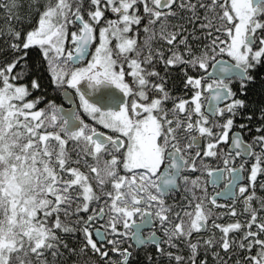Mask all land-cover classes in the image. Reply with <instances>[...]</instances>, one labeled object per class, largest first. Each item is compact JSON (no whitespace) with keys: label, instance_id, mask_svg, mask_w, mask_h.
Segmentation results:
<instances>
[{"label":"snow or ice","instance_id":"6c2138e0","mask_svg":"<svg viewBox=\"0 0 264 264\" xmlns=\"http://www.w3.org/2000/svg\"><path fill=\"white\" fill-rule=\"evenodd\" d=\"M140 3L142 14H138ZM0 7L10 19L23 23L19 14L22 4L4 0ZM27 7L30 23L32 12L37 14L35 23L26 30H16L9 23L5 34L10 39H5L0 51V264H50L49 255L51 264H130L132 252L121 247L125 238L138 245L154 242L157 264L165 260L168 264H228L233 256L229 231L242 228L243 235L235 246L246 252L244 261L264 264V196H257L255 188L258 173L264 174V135L253 138L259 148L256 151L234 134L224 156V169H213L203 159L197 163L200 152L192 153L193 145L207 137L203 155L216 156V146L228 139L236 110L245 105L240 98H231L223 106L219 100L234 97L228 77H238L243 91L245 81L255 79L249 69L264 61V0H104L103 4L101 0L83 4L80 0H49L43 5L35 0ZM177 8L184 16H178ZM13 9L17 10L15 17L10 15ZM198 9L204 10L203 16ZM109 12L115 18L105 19ZM142 15L148 21L143 25L146 45L158 36L169 45H183V54L172 48L164 59L160 48L154 55L149 45L141 59L137 36L128 32L142 22ZM190 37H203L207 42L194 52L188 43ZM113 38L114 46L110 44ZM34 47L40 70L47 73L53 86L73 88L78 107L64 109L49 100L45 108H36L40 98L27 99L28 85L13 82L21 79L22 73L35 70L30 60ZM157 58L166 66L185 64L182 71L185 84L193 89L190 96L172 98L164 82L148 78L160 75L155 67H144ZM188 66L202 75L187 74ZM17 67L20 71L13 75ZM126 76H131L132 84ZM204 79L208 82L203 83ZM30 84L33 89L39 87L35 76ZM149 88L157 93L150 98ZM202 90L210 93L207 108L202 104ZM129 94L133 97L130 106ZM169 99H174L171 108L166 107ZM226 111L232 114L222 123H210V117L223 116ZM259 111L264 120V107ZM252 115L249 112L247 118ZM49 127L55 130H47ZM213 128L222 131L214 132ZM256 130L264 132V125H257ZM188 133L191 143L182 144L179 136ZM68 140L75 142L85 157L95 159L90 166L84 160L94 174L95 186L87 172L67 166ZM233 148L237 149L234 157L254 156L247 183L240 182L244 163L238 168L228 166ZM101 154L107 155L102 165ZM185 169L206 172L207 181L201 184L199 178L182 175ZM225 172L230 178L224 179V187L209 195L208 185L218 183ZM64 174L70 178L65 179ZM181 183L185 206L167 200ZM237 184L240 194L252 189L243 199L246 224L213 220L214 228L222 230L221 239L213 233L192 240L193 230L207 227L205 222L213 215L212 206L217 205L218 198L234 196ZM259 189L264 191V180L259 182ZM254 199L257 207L252 206ZM62 204L64 214L76 216V223L82 225L79 247L69 248L57 234V230L76 231L71 224L62 223ZM81 212L89 214L85 218ZM231 212L235 214L236 208ZM52 214L56 219L49 222ZM153 220L159 221L169 249L177 248L176 252L165 251L155 232L141 234L140 225ZM93 221L101 225L94 233L90 229ZM180 238H185L187 256L179 254L180 245L174 243ZM103 240L111 248L101 244ZM117 255L119 258H114ZM235 256L233 264H240L239 252ZM152 259L149 255L145 264H152Z\"/></svg>","mask_w":264,"mask_h":264},{"label":"flooded vegetation","instance_id":"af4514ba","mask_svg":"<svg viewBox=\"0 0 264 264\" xmlns=\"http://www.w3.org/2000/svg\"><path fill=\"white\" fill-rule=\"evenodd\" d=\"M206 1L211 2V0H201V2H206ZM175 2L179 3L180 0H175ZM141 5H142V3H140V5L138 7V14H142V12H143V7H141ZM198 11H199V15H201V16L204 15V10L203 9H198ZM177 12H178V16H184V14H185L182 10H180L178 8H177ZM108 18H115V14H112L110 12L107 13L106 16H105V19H108ZM170 19L175 21L177 19V17H170ZM147 22H148L147 18L142 15V22L139 23L138 25L134 24L130 28V30L128 32V35L137 36V46L142 49L141 59L143 58V54L149 51V47L146 46L144 39L140 38L142 36H145V31H144L143 25H144V23H147ZM199 23H200V21L197 20V24H199ZM188 27H192V25L189 24ZM181 35H183V33H181ZM177 40H179V37H177ZM151 41L153 43L151 51L153 52L154 55H155V50L157 48H160L163 51L164 59H167L168 55L170 54L169 50L172 49V48H178L181 51V53L183 54V47H184L183 45H169L167 42L162 41L158 36L152 38ZM115 42H116L115 38H113L110 41V44L114 46ZM206 42L207 41L203 37H201L199 39H195V40L190 37L189 40H188V43L193 46L194 52L195 51H199L200 48H202V46ZM93 47H94V45H93ZM225 59H231V58L227 57L225 55ZM84 62L86 63V61H84ZM124 66H125V70L127 72L128 71V65H127L126 62H125ZM144 67L146 69H151L152 67H155L157 69V71L160 74L159 77L151 75L148 78L150 80H152L153 82H164L165 87L169 91L170 96L172 98H175V96H174L175 94L174 93H180L179 94V95H181L180 98H187L188 96H190L192 94V91H193L192 86L185 84V75L186 74H185L184 71H182V69L185 68V64L184 63H178L177 65H174V66H166L160 59L157 58V59H153L151 62L145 64ZM210 67H211V64H210ZM187 74H190V75H202V72L200 70L193 69L190 66H188ZM165 77H166V79H165ZM176 78H177V82L174 83L173 80L176 79ZM210 78H213V77H210ZM126 79L129 81L130 84H132L131 76H126ZM234 79H239V78L238 77H235V78L234 77H229L227 79V82H229V86L231 85L232 82L234 83ZM207 82H208V79H204L203 80V83H207ZM174 85H176V86H174ZM64 89H67L71 93V95L73 97V100H74V107H78L79 98L76 95L75 90L73 88H71V87H66ZM62 90L63 89L60 88V90H59V96H60L59 98H60V100H59L58 103H55V104L60 106V107H62V108H64V109H68V108L71 107V104H69L67 101L62 99V97H61V91ZM148 91H149V98L151 97V95H156L157 94L151 88H149ZM202 91H203V95L201 97V100H202V104L205 107V104H206V102L208 100V97H209V92L207 90H202ZM132 98H133L132 95L129 94V97L127 98V102L129 104V106L131 105ZM137 98L140 99V102H146L143 98H139V97H137ZM230 98L224 99V101H222L220 103V105L221 106L226 105L229 102ZM173 102H174V99H169V101L166 103V107L171 108V105H172ZM229 114L230 113L226 111L223 114V116H220V115L212 116V117H210V123H216V122L222 123L223 119H226L227 115H229ZM224 116H225V118H224ZM182 118H183V116H182ZM86 119H88V118L86 117ZM193 119H195V115L193 116ZM89 122H91V121L89 120ZM239 126L240 125H235L233 123L232 127L229 129V132H228V139L226 141L220 142L216 146V152H217L216 156L204 157V155H203V149H204L205 144L207 143V137L201 138L198 145H193L192 153L194 154L198 150L200 152V157L198 158L197 163H199L201 159L205 160L206 163H207V158H209L213 162V158L212 157H214L217 161H216V163L214 165H212L210 167L213 168V169H217V168L224 169L225 168L224 154H228L229 153V146L232 143L233 135L235 133L236 134L238 133L242 137V139L244 141H246V138L242 134V131H244L245 129L244 128H240ZM41 130H45V129L42 128ZM47 130H55V129L52 128V127H49ZM103 130L104 129L101 127V131H103ZM213 131L214 132L222 131V128H220V129L213 128ZM189 135H191V133H188L187 135L181 134L179 136L182 144L183 143H191V141L188 140V138H187ZM70 141H72V140H70ZM246 142H248V141H246ZM253 146H254V149L256 151L259 150L258 146L256 145V142H255V144ZM235 151H237V149H231L232 155L228 156V159H229V165L228 166L229 167L238 168L241 165V163L245 164V161H248V163L246 164L247 165V170L244 167V169L240 173V182L247 183V173H248V171L250 169V163L252 162L254 157L252 155H249L247 157H245L243 155L240 156V157H234ZM185 155H188V153H185ZM101 156L105 157L107 159V155L101 154ZM166 162H170V161H166ZM182 175H187V176L190 177V179L194 178V177L199 178V181H200L201 184H204L205 181H207V178H208V174L206 172H204V171H196V170H191L190 171V170L185 169V170L182 171ZM261 175L263 176V180H264V174L258 173L257 177H259ZM226 178H230V177L225 172L218 183L209 184L208 185V194L210 195L212 192H219L220 189H222L224 187V179H226ZM249 189H250V191L252 190L251 188H249ZM249 189H247L244 194H240L239 191H238V184H237L236 185L235 195L234 196L227 195V197H223L224 196L223 195V196L219 197L217 205L216 206H212V209L213 208H215V209L219 208V209L225 211L227 213V215L231 216V218H232L231 222H233L235 220H239L238 209H239V207L240 208L242 207V209L244 211L243 199H244V196L247 195V192H248ZM182 192H183V184L181 183V188L179 190H175L173 193H171L167 197L168 202L172 203L173 199H182ZM251 203H252V201H251ZM177 205L178 206H182L184 204L183 203H178ZM141 207H143V205H141ZM205 207H209V205L206 204ZM232 207L236 208V213L235 214H233L231 212V208ZM181 210H182V207H181ZM173 211H176V209L174 208ZM211 218L212 219L214 218L213 220H216V223L218 222L219 224L230 223L227 220H225V216L224 215H222L219 218H217V216L212 215ZM135 219L139 220L140 217L136 216ZM205 223H206L207 227L205 229H202V230H193V233L191 234V238L197 239L199 235L205 234L207 232V230H209V228L211 229V226L213 224L211 222H208V221H206ZM98 226H101L100 222L99 221H93L92 224L90 225V229L92 230L93 228L98 227ZM140 231H141V234L145 235V236L149 232H155L156 236L159 238L161 244L164 246L165 251H168V250H171L173 252L177 251V248L169 249V246L166 243L167 237L165 236V234L163 232V229L160 227L158 220H153L151 224H147V223L143 224V226L140 228ZM220 231L222 233L221 229H220ZM230 232H233V236H237L238 235L237 234V229H230L228 236L230 235ZM184 239L185 238H180L178 240H175L176 242H178L177 244L180 245L179 253L181 252L182 254L185 253V250H184L185 249ZM102 244L105 247L111 248V246L107 244V240L104 241V243H102ZM121 247H129V249L132 252V254H133V251L140 250V249L141 250H147V251H150V252L152 251L155 254H157L154 242H149L147 244H143L140 247H136L132 243V241H129L127 238H125V242L123 243V245L121 244ZM181 247H184V249L181 248ZM111 253L112 252L109 251V255ZM116 257L119 258L118 255Z\"/></svg>","mask_w":264,"mask_h":264},{"label":"trees","instance_id":"16d2710c","mask_svg":"<svg viewBox=\"0 0 264 264\" xmlns=\"http://www.w3.org/2000/svg\"><path fill=\"white\" fill-rule=\"evenodd\" d=\"M0 2H4V0H0ZM16 2L23 5V7H21V9L19 10V14L24 18L23 23H21L20 21L14 19V18L10 19V16L6 15V10L4 8L0 7V51L3 50L5 39H10V37L6 36V34H5L7 26L9 25V23H11V25L13 27H15L16 30H20L22 27L26 30L28 27H31L32 24L35 23V16L37 14L35 13V11L32 12L33 19L30 23L29 19H28V7H27V5L30 2L35 3V0H16ZM51 2L54 3L55 0H51ZM80 2L83 4L86 2V0H80ZM103 2H104V0H101L102 4H103ZM39 3L41 5L44 3H49V0H39ZM206 3H210V2L206 1ZM141 7H143V6L141 5ZM10 15H11V17H15L17 15V10L13 9L12 13ZM150 27H152V26L150 25ZM213 34L215 35V33H213ZM146 35L147 34L145 33V36H142L140 38L144 39L146 37ZM151 40L149 41V45L152 48L153 43ZM144 41H145V39H144ZM149 45H146V46L149 47ZM36 57H37V48L34 47L30 50V60L33 64L36 65L35 70L33 72H31L30 74H28L26 72L22 73L21 74L22 78L17 80V81H13V82L27 84L28 85V91H29V95L27 96V99L35 100L37 97H39L40 99L35 104V107L36 108H45L47 106V103L49 100L54 101L55 103L59 102V100H60V98H59L60 97L59 96L60 88L53 86V84L51 83L50 77L47 75V73L40 70L39 61L37 60ZM6 62L7 61H5V63ZM2 66L3 65L0 64V67H2ZM19 71H20V68L17 67L13 70L12 74L15 75V73H17ZM249 75L254 76L255 79L254 80H246L243 91H241V84H240L239 79H234V83L232 82L230 87H231L232 92L234 94V97H231V98H240V99H243L245 101V105L238 108L234 114V124L235 125H241V124L246 125L244 127L245 130L242 131V134L246 138V141H248L249 144L254 145L255 140L253 138L255 136H258V135H264V132H257V130H256L257 125H264V120L260 119V111H259L262 107H264V61H261V62L255 64V66L249 70ZM33 76H35L39 81V87L35 88V89H33L31 87V84H30L31 78ZM173 81H174V83H176L177 78L174 79ZM174 86H176V85H174ZM174 94H175L174 95L175 98L181 97V95H179L180 93H174ZM249 112H252V114H253L251 119L247 118ZM230 114H232V113H230ZM224 118H225V116H224ZM66 149L68 152V156L70 158L67 166L79 167V168H81L82 171L87 172L89 174V177H90V182H92L95 186L96 182L94 179V174L91 173L89 171V167H86L84 164V160L87 159L88 165L90 166L91 164L96 162L95 159L91 156L85 157L80 152V149L77 147L75 142H72L70 140H68L66 143ZM78 155L80 156L79 162H77ZM224 156H225V154H224ZM212 158H213V162L209 158H207V165L209 167L214 165L217 161L214 157H212ZM53 159H54V157H53ZM105 159H106L105 157H102V156L100 157L101 165L103 163V160H105ZM247 163H248V161H245V169L246 170H247V165H246ZM64 178L67 179L70 177L67 174H64ZM261 180H263L262 175L257 177V182L255 185L257 196H264V191H260V189H259V182ZM96 190H99V189H96ZM75 191L76 190L74 189L73 193H75ZM249 191H250V189L248 190V192ZM248 192H247V194H248ZM181 200L182 199H173L172 202L175 201V203L178 204V203H182ZM185 205L186 204H184L182 206H185ZM252 206L257 207V202L255 199L252 201ZM75 207H76V203L73 202L72 208L74 209ZM194 207H195V204L193 203L191 206V209L193 211H194ZM63 208H64V205L62 204L61 205V212L59 213L62 223L71 224L72 227L76 229V231L65 233V232L57 230V234L59 235L61 241L66 243L69 248L79 247L80 241H81L80 228L82 225L76 223V221H77L76 216H73L71 214L65 215ZM212 212H213L214 216H217V218L221 217L222 215H219V214L222 213L225 216V220H227L228 222L232 221L231 216L227 215V213L225 211H223L219 208H216V209L213 208ZM88 214L89 213L81 212L80 216L86 218V216ZM238 214H239V220L240 221L242 220L241 221L242 226L245 225L246 224V214L244 213L242 207L241 208L239 207ZM55 219H56V214H52L49 217V222H51L52 220H55ZM185 219H187V217H185ZM213 219L211 217H209V219L207 221L211 222L213 224ZM253 228H254V226H253ZM213 233H215V238L217 240L221 239L222 233H221L220 229L214 228L213 225L211 226V229L209 228V230H207V232L205 234L199 235L197 239H194V238H191V239L195 240V241H199L203 237L212 235ZM237 234H238L237 236H233V232H230V235L228 236L229 240L233 242V247L231 249L233 256H232V259L228 261V264H233V261L237 259V257L235 256V253H237V252H239L240 264H246V262L244 261V257L246 255V252L235 246L240 241V238L243 235V228L237 229ZM174 243L177 244L178 242L174 241ZM181 248L184 249V247H181ZM184 250H185V253H184L185 255L182 254L181 252L179 254L187 256L188 255V249L185 247ZM201 250H203V249H201ZM111 255H113V253H111L110 256ZM149 255L153 258L152 264H157V254H155L152 251L150 252V251L141 250V249L133 251V255L130 258V264H145V261L147 260V257ZM222 256H226V254L222 252ZM47 258L51 264L52 257L49 255ZM114 258H117V257L115 256ZM161 264H168V262H167V260H165V261H162Z\"/></svg>","mask_w":264,"mask_h":264},{"label":"water","instance_id":"95a60500","mask_svg":"<svg viewBox=\"0 0 264 264\" xmlns=\"http://www.w3.org/2000/svg\"><path fill=\"white\" fill-rule=\"evenodd\" d=\"M229 78V77H228ZM81 86L83 87L84 86V82L83 81H81ZM122 95V94H121ZM209 95H210V93H209ZM61 97H62V99H64L65 101H67L69 104H71V107H74V100H73V97H72V95H71V93L67 90V89H63L62 91H61ZM224 99H226V98H221L220 100H219V104L222 102V101H224ZM207 104H208V100H207V102H206V104H205V108H207ZM236 134V133H235ZM238 134V133H237ZM234 136V135H233ZM233 139V138H232ZM233 149H235V148H233ZM220 181V180H219ZM223 197H227V195H224ZM143 225H140V228L142 227ZM136 226L134 225L133 226V228H135ZM94 230H95V228L92 230L93 231V233H94ZM94 239H96V237H95V235H94ZM104 241V240H103ZM103 241H100V243L101 242H103ZM132 243L136 246V247H140V246H142V245H138V244H136L134 241H132Z\"/></svg>","mask_w":264,"mask_h":264},{"label":"bare ground","instance_id":"6f19581e","mask_svg":"<svg viewBox=\"0 0 264 264\" xmlns=\"http://www.w3.org/2000/svg\"><path fill=\"white\" fill-rule=\"evenodd\" d=\"M181 201H182L183 204H186V200L182 199Z\"/></svg>","mask_w":264,"mask_h":264},{"label":"rangeland","instance_id":"374dc122","mask_svg":"<svg viewBox=\"0 0 264 264\" xmlns=\"http://www.w3.org/2000/svg\"><path fill=\"white\" fill-rule=\"evenodd\" d=\"M44 4H46V3H44ZM43 5V4H42ZM70 30H71V26H70Z\"/></svg>","mask_w":264,"mask_h":264}]
</instances>
